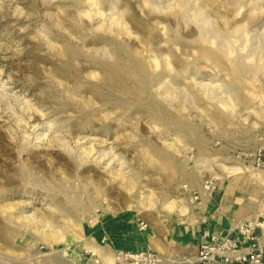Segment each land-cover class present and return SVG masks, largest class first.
Here are the masks:
<instances>
[{"label": "rangeland", "instance_id": "obj_1", "mask_svg": "<svg viewBox=\"0 0 264 264\" xmlns=\"http://www.w3.org/2000/svg\"><path fill=\"white\" fill-rule=\"evenodd\" d=\"M262 142L264 0H0V264H108Z\"/></svg>", "mask_w": 264, "mask_h": 264}, {"label": "crops", "instance_id": "obj_2", "mask_svg": "<svg viewBox=\"0 0 264 264\" xmlns=\"http://www.w3.org/2000/svg\"><path fill=\"white\" fill-rule=\"evenodd\" d=\"M236 144L230 143L225 150L233 151L231 147L240 143ZM255 179L241 174L227 178L220 182L212 197L200 191L197 202L188 204L183 212L163 218L140 221L114 216L110 223L114 227L105 232L107 243L98 256L108 264H115L118 251L151 250L162 255L165 264L194 259L204 232L227 234L240 220L256 221L264 217V184ZM142 222L147 228H141Z\"/></svg>", "mask_w": 264, "mask_h": 264}, {"label": "built area", "instance_id": "obj_3", "mask_svg": "<svg viewBox=\"0 0 264 264\" xmlns=\"http://www.w3.org/2000/svg\"><path fill=\"white\" fill-rule=\"evenodd\" d=\"M235 158L256 171H264V142L253 150L237 151ZM218 181L216 176L204 182L203 189L207 194L215 193ZM186 191L192 193V202L199 199V192ZM141 228L145 229L147 225L141 223ZM202 239L196 257L182 264H264V217L256 221L240 220L227 234L206 231ZM86 264H100V261L90 260ZM115 264H165V259L151 250L118 251Z\"/></svg>", "mask_w": 264, "mask_h": 264}, {"label": "bare ground", "instance_id": "obj_4", "mask_svg": "<svg viewBox=\"0 0 264 264\" xmlns=\"http://www.w3.org/2000/svg\"><path fill=\"white\" fill-rule=\"evenodd\" d=\"M114 83V82H113ZM114 84H116V83H114Z\"/></svg>", "mask_w": 264, "mask_h": 264}]
</instances>
